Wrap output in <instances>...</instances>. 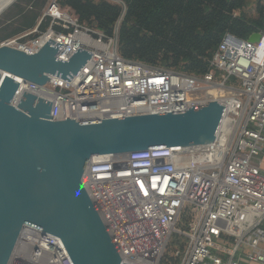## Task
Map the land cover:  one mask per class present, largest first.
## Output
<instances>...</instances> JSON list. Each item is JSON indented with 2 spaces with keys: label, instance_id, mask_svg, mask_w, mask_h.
Segmentation results:
<instances>
[{
  "label": "built area",
  "instance_id": "built-area-1",
  "mask_svg": "<svg viewBox=\"0 0 264 264\" xmlns=\"http://www.w3.org/2000/svg\"><path fill=\"white\" fill-rule=\"evenodd\" d=\"M118 25L106 37L48 0L32 30L0 46L33 54L53 42L61 61L79 50L90 58L68 80L50 76L39 87L16 79L13 105L31 93L52 103L50 121L81 123L219 101L226 108L211 145L99 157L83 183L121 264L164 263L175 235L185 239L177 264H264V31L246 40L226 34L210 72L195 78L122 58ZM254 34L259 39L250 42ZM184 214L188 224L179 227ZM10 264L72 262L59 238L29 226Z\"/></svg>",
  "mask_w": 264,
  "mask_h": 264
},
{
  "label": "water",
  "instance_id": "water-1",
  "mask_svg": "<svg viewBox=\"0 0 264 264\" xmlns=\"http://www.w3.org/2000/svg\"><path fill=\"white\" fill-rule=\"evenodd\" d=\"M16 1L0 0V16ZM57 54L53 42L33 54L0 46V264L11 263L29 226L59 238L72 264H121L83 183L91 161L211 145L226 107L214 100L184 112L78 123L50 121L52 103L31 93L14 106L16 79L39 87L50 76L68 80L90 58L83 50L68 62Z\"/></svg>",
  "mask_w": 264,
  "mask_h": 264
},
{
  "label": "trees",
  "instance_id": "trees-1",
  "mask_svg": "<svg viewBox=\"0 0 264 264\" xmlns=\"http://www.w3.org/2000/svg\"><path fill=\"white\" fill-rule=\"evenodd\" d=\"M57 0L78 22L106 37L117 30L119 55L146 66L202 78L226 34L264 31V0ZM48 0H17L0 16V43L32 30ZM251 8L252 12H249ZM48 24L43 23L40 31ZM184 214L179 227H186ZM264 228V225H263ZM185 239L173 236L162 264H177Z\"/></svg>",
  "mask_w": 264,
  "mask_h": 264
},
{
  "label": "rangeland",
  "instance_id": "rangeland-1",
  "mask_svg": "<svg viewBox=\"0 0 264 264\" xmlns=\"http://www.w3.org/2000/svg\"><path fill=\"white\" fill-rule=\"evenodd\" d=\"M108 1H110L111 3H114V4L121 5L123 7V3L121 1H119V0H108ZM249 12H252L251 8L249 9ZM261 158H263V157L261 156ZM263 166H264V159H263ZM263 169H264V167H263Z\"/></svg>",
  "mask_w": 264,
  "mask_h": 264
},
{
  "label": "bare ground",
  "instance_id": "bare-ground-1",
  "mask_svg": "<svg viewBox=\"0 0 264 264\" xmlns=\"http://www.w3.org/2000/svg\"><path fill=\"white\" fill-rule=\"evenodd\" d=\"M214 95H215V94H214ZM227 101H228L227 103H231L232 100H231L230 98H228ZM222 126H223V125H222ZM218 137L223 138V140L225 139V138H224L225 135H223V136H222V135H219ZM95 159H97V158H95ZM99 159H100V158H99Z\"/></svg>",
  "mask_w": 264,
  "mask_h": 264
},
{
  "label": "crops",
  "instance_id": "crops-1",
  "mask_svg": "<svg viewBox=\"0 0 264 264\" xmlns=\"http://www.w3.org/2000/svg\"><path fill=\"white\" fill-rule=\"evenodd\" d=\"M45 8V7H44Z\"/></svg>",
  "mask_w": 264,
  "mask_h": 264
}]
</instances>
